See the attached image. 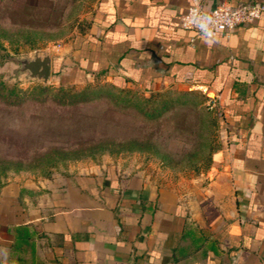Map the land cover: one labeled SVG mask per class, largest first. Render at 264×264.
Instances as JSON below:
<instances>
[{
	"label": "crops",
	"instance_id": "crops-1",
	"mask_svg": "<svg viewBox=\"0 0 264 264\" xmlns=\"http://www.w3.org/2000/svg\"><path fill=\"white\" fill-rule=\"evenodd\" d=\"M189 3L93 0L84 30L49 50L47 83L213 96L224 144L204 184L160 185L109 160L12 175L0 186L2 264H264V11L210 44L179 27Z\"/></svg>",
	"mask_w": 264,
	"mask_h": 264
},
{
	"label": "rangeland",
	"instance_id": "rangeland-1",
	"mask_svg": "<svg viewBox=\"0 0 264 264\" xmlns=\"http://www.w3.org/2000/svg\"><path fill=\"white\" fill-rule=\"evenodd\" d=\"M92 2L0 0V83L19 92L14 102L0 94V183L15 174L48 176L77 163L109 160L160 185L204 184L213 154L224 144L213 96L169 87L155 93L172 102L145 112L139 101L154 92H119L95 78L62 86L67 94L86 93L82 100L62 103L67 97L59 85H41L16 71L10 58L50 50L82 32Z\"/></svg>",
	"mask_w": 264,
	"mask_h": 264
},
{
	"label": "built area",
	"instance_id": "built-area-1",
	"mask_svg": "<svg viewBox=\"0 0 264 264\" xmlns=\"http://www.w3.org/2000/svg\"><path fill=\"white\" fill-rule=\"evenodd\" d=\"M193 8H197L200 13H209L214 17V19H209L206 25V38L212 39L215 30L216 33L223 32L228 35L236 26L246 25L257 20L264 11V2L251 0L233 6L223 0L212 8H205L202 0H190L185 12L178 19V25L182 29L193 31L202 36L199 29L194 27L192 18L189 17Z\"/></svg>",
	"mask_w": 264,
	"mask_h": 264
},
{
	"label": "trees",
	"instance_id": "trees-1",
	"mask_svg": "<svg viewBox=\"0 0 264 264\" xmlns=\"http://www.w3.org/2000/svg\"><path fill=\"white\" fill-rule=\"evenodd\" d=\"M107 84L109 85V87L111 89H114L115 91L120 92V91L131 90V89H127V88L118 87V86H115V85L110 84V83H107ZM40 89H44V87H41ZM59 90H61V93L67 97V99L64 98L62 100V103H70L73 101L82 100L84 98V95L86 94V93L85 94L79 93L76 95H74V93L73 94H67L68 91L66 89L62 88L61 85L59 87ZM18 93L19 92L16 89H14L12 87H6L3 83H0V94L2 96H4L9 102H14L18 98ZM155 94H158V95H155ZM153 95H150L149 99H142V101H139V102H142V103H140V104H142V108L146 107L145 109H143V111L150 112L152 110V112H153L154 110H162L163 108H166V106L169 102H172L171 98L162 97V95H160L159 93L154 92ZM148 103H150L151 107L145 106V104H148ZM138 106H139V104H138ZM139 108H141V107L139 106ZM3 183L1 182L0 186H2Z\"/></svg>",
	"mask_w": 264,
	"mask_h": 264
},
{
	"label": "water",
	"instance_id": "water-1",
	"mask_svg": "<svg viewBox=\"0 0 264 264\" xmlns=\"http://www.w3.org/2000/svg\"><path fill=\"white\" fill-rule=\"evenodd\" d=\"M18 64L16 71L26 72L28 79H34L41 85L48 82L50 74V51L34 49L29 57L10 58Z\"/></svg>",
	"mask_w": 264,
	"mask_h": 264
},
{
	"label": "clouds",
	"instance_id": "clouds-1",
	"mask_svg": "<svg viewBox=\"0 0 264 264\" xmlns=\"http://www.w3.org/2000/svg\"><path fill=\"white\" fill-rule=\"evenodd\" d=\"M189 17L192 18V22L195 25L194 27H197L202 34V36L205 38V41L208 43H215L216 42V30L213 33V39L209 40L206 38L207 33V21L209 19H214L213 16H211L209 13H200L197 8H193L191 12L189 13ZM2 264V262H0Z\"/></svg>",
	"mask_w": 264,
	"mask_h": 264
}]
</instances>
